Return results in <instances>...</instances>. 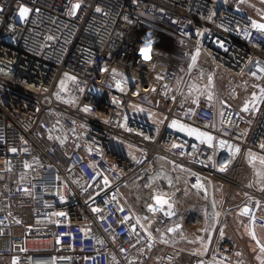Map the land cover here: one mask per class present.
<instances>
[{
  "label": "built area",
  "instance_id": "1",
  "mask_svg": "<svg viewBox=\"0 0 264 264\" xmlns=\"http://www.w3.org/2000/svg\"><path fill=\"white\" fill-rule=\"evenodd\" d=\"M76 2L0 0V264H237L236 245L216 236L203 256L181 249L182 224L153 207L167 198L154 167L171 165L176 196L225 190L215 232L232 208L264 229L251 166L264 158V28L249 0H82L71 16ZM208 74L226 78L214 101L206 81L195 87ZM242 79L262 88L247 111ZM143 181L151 202L139 213L123 190Z\"/></svg>",
  "mask_w": 264,
  "mask_h": 264
},
{
  "label": "rangeland",
  "instance_id": "2",
  "mask_svg": "<svg viewBox=\"0 0 264 264\" xmlns=\"http://www.w3.org/2000/svg\"><path fill=\"white\" fill-rule=\"evenodd\" d=\"M248 7H249V14L250 16H252L257 23L259 24L260 27L264 28V0H249L248 2ZM205 79V77L203 78V76H198L197 80L200 82H196V86L195 87H201V83H204L203 80ZM214 79V78H213ZM212 79V80H213ZM216 80V79H215ZM211 81V80H209ZM226 81V78H222L218 79L216 82L211 83L205 82V85L208 86V89L212 91V96L211 98H209V100H216V91L219 92V86H221L223 84V82ZM240 86V98L239 101L236 103V106L239 107H243V109H245V106L248 107L249 106V98H254L251 97L253 95H257V93H261V89L259 88L256 83L251 80L249 81L248 79H242L240 82L237 83ZM66 87V86H64ZM241 109V108H239ZM242 110V109H241ZM172 128L175 129L176 131L181 132L184 135H191L193 137H195L196 139H198L200 142H202L203 144H208V145H212L213 144V139L212 137H210L208 134L203 133L200 130H196L194 128L188 127L184 124H178V123H174L172 124ZM253 160L254 163L251 165L252 168L256 171L257 174V182L256 184L261 186L260 184L262 182H260V178L264 179V158H258L257 155H253ZM156 171L158 172L156 174V176L154 177V180L156 182H158L160 185L163 186L164 188V195L165 197L169 198V200L167 198H158L157 200L154 201L153 203V207H157V205L159 204H163L166 201L167 205L166 207L168 209H170L171 206L177 204V205H183L185 203H187L184 198L182 196H176L175 194H172V192L168 189V182L171 181V172H172V167L170 164L168 163H156L155 167ZM124 195L127 197V199L131 202V204L134 206V208L136 209L137 212H141L144 211L146 209V207L148 206V204L151 202L150 200V194L148 191H146L145 189V181L143 182H134L130 185H128L126 188H124L123 190ZM224 203V199L221 201V206ZM164 207V206H163ZM160 208V207H158ZM190 220H187V222ZM249 223V222H248ZM250 225V223H249ZM251 226V225H250ZM244 228V223H238L237 224V231H242ZM228 229H226V235H228ZM201 235L200 233H198V236L196 237V239L200 238ZM193 240H195L193 238ZM233 240V243L236 245L237 247V251H239V253L243 255V262L245 264V259L251 260L252 264L255 260V256H261L262 258V264H264V251L261 250L257 244L255 242H253L252 239H248L247 237H239L237 239H231ZM203 241V240H201ZM208 246V242H201V243H197V245H189L188 243H182L180 247H182L181 249L185 250V251H190V247L194 248L195 250L193 251L194 253H196L197 255L203 256L206 253L207 247ZM185 257H190L189 255H184ZM191 258V257H190ZM195 259V257H192ZM250 258V259H249ZM242 262V263H243ZM214 264V263H213Z\"/></svg>",
  "mask_w": 264,
  "mask_h": 264
},
{
  "label": "crops",
  "instance_id": "3",
  "mask_svg": "<svg viewBox=\"0 0 264 264\" xmlns=\"http://www.w3.org/2000/svg\"><path fill=\"white\" fill-rule=\"evenodd\" d=\"M205 77L203 82H210L217 78V74L214 76L208 74ZM196 86V85H195ZM243 110V107H239ZM211 185L206 193L202 192H193L187 195H184L183 198L187 202L183 205H173V221L175 224H182L183 229L177 233V239L183 243H188L189 245H197L201 242H209V238L216 236L220 242L229 240L233 243L231 239H237L239 237H247L252 239L257 246L264 251V229L262 228H252L249 225L247 219L240 214L239 209L232 208L229 210L223 224L219 229L214 231V222L209 220V216L217 213L221 206V201L224 199L225 190L220 186L213 184L214 193L211 191ZM187 220H190L187 222ZM244 223V228L242 231H237V224ZM226 229H228V235H226ZM214 231V234H213ZM198 233L201 235L200 238L196 239ZM193 238L195 240H193ZM203 240V241H201ZM191 251L195 249L190 247ZM191 257V256H190ZM183 256L182 264H193L195 259ZM243 255L239 251L236 252L234 261L237 264H244ZM245 259V264H252L251 260ZM250 259V258H249ZM243 262V263H242ZM261 256H255L253 264H262Z\"/></svg>",
  "mask_w": 264,
  "mask_h": 264
},
{
  "label": "snow or ice",
  "instance_id": "4",
  "mask_svg": "<svg viewBox=\"0 0 264 264\" xmlns=\"http://www.w3.org/2000/svg\"><path fill=\"white\" fill-rule=\"evenodd\" d=\"M133 2H135V0H133ZM225 2H226V0H225ZM82 3H83L82 0H78V2L74 3L72 5L71 9L69 10V15L75 16L81 10ZM25 10L27 11V14H25ZM2 11H3V9L0 8V12H2ZM32 11H33V9H31L30 7L25 6V5H22L19 8V10H18V15H19V17H20L21 20L27 21L29 15L32 13ZM36 11L39 12V9H37ZM96 11L97 12H102V9L98 6L97 9H96ZM211 15H215V13H212ZM125 19L127 20V18H125ZM209 19H211V16L209 17ZM127 22L132 23V21H127ZM228 30H230V29L225 28V31H228ZM196 35L199 36L200 33L197 32ZM244 37H245V39H249V36L248 35H244ZM47 39L48 40H53L54 37L49 36V37H47ZM154 43H155V41L153 39H151V34L150 33L147 34L145 36V38H144V43H143L142 47L139 49V54H140V57L142 59H144V50L146 48L147 49H152ZM218 47L224 48V50L227 51V48L225 47V44H224L223 41H218ZM93 70H95V66L93 67ZM106 70L107 69L103 65H100L99 66L100 73H102V72H104ZM259 70L260 71H264V69H259ZM112 74L115 75L114 70H113V73ZM64 75H65V77H67L68 79H70L72 81H76L77 80V77H75V76H69V74H67V73H65ZM123 85H124V82H122V83L121 82H118L116 84V89L118 91H122L123 90ZM60 87H61L62 90H65L66 91V89L64 88V82L63 81L60 82ZM80 91H84V89H81ZM112 102L114 104L117 103V101L115 100V98H112ZM244 110L247 111L248 109L245 108ZM36 111H39V109H36ZM82 111H85V112L90 111V107L86 105L82 109ZM261 147H264V145H261ZM11 151L12 152H16L17 150L15 148H13V149H11Z\"/></svg>",
  "mask_w": 264,
  "mask_h": 264
},
{
  "label": "water",
  "instance_id": "5",
  "mask_svg": "<svg viewBox=\"0 0 264 264\" xmlns=\"http://www.w3.org/2000/svg\"><path fill=\"white\" fill-rule=\"evenodd\" d=\"M167 202L168 201H166L165 203H163L164 204V207L167 205ZM158 207H160L161 209H163L164 207L162 206H160V205H158ZM166 214H170V215H172L173 214V211H172V206L170 207V209H168V211H164ZM249 212V209L248 208H245V213H248Z\"/></svg>",
  "mask_w": 264,
  "mask_h": 264
},
{
  "label": "bare ground",
  "instance_id": "6",
  "mask_svg": "<svg viewBox=\"0 0 264 264\" xmlns=\"http://www.w3.org/2000/svg\"><path fill=\"white\" fill-rule=\"evenodd\" d=\"M160 206L162 207V206H164V204H160Z\"/></svg>",
  "mask_w": 264,
  "mask_h": 264
}]
</instances>
